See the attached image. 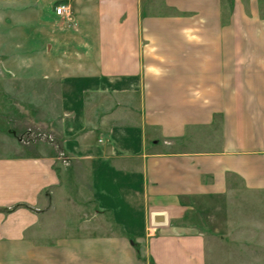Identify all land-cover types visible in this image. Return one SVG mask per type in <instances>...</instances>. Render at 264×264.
<instances>
[{
  "label": "crops",
  "instance_id": "crops-1",
  "mask_svg": "<svg viewBox=\"0 0 264 264\" xmlns=\"http://www.w3.org/2000/svg\"><path fill=\"white\" fill-rule=\"evenodd\" d=\"M259 2L0 0L4 66L47 86L8 103L73 163L0 161V264H264Z\"/></svg>",
  "mask_w": 264,
  "mask_h": 264
},
{
  "label": "rangeland",
  "instance_id": "rangeland-1",
  "mask_svg": "<svg viewBox=\"0 0 264 264\" xmlns=\"http://www.w3.org/2000/svg\"><path fill=\"white\" fill-rule=\"evenodd\" d=\"M232 1L233 0H222L224 6L227 7L231 6ZM242 1L248 2V0ZM259 1L263 6L264 0ZM224 8L226 11L227 8ZM9 46L14 47V45ZM0 57L3 58L4 56L0 54ZM1 58L0 89L3 93H0V161H9L10 158L14 159V154L18 156L20 153L28 152L31 153L32 158H34L33 160H38V152L42 148L46 150L47 160L52 161L53 164L62 166L73 165L71 157L61 148L54 135V125L52 123L53 121L50 122V117H41V111L36 108L32 109L29 104L18 105L19 102L16 101L19 108H15V110L14 106L12 107V104L8 103L9 95L6 91L13 86H22L25 83L31 94H24V97L30 96L32 97V103L37 104L38 101V103H40L41 99L44 97V93L41 91L43 89L45 90L47 87L44 81H40L39 78L24 80L26 77H21L20 73H17V71L12 68H6ZM35 91H39L41 94H35ZM46 97L49 104L51 102L55 104L54 98L50 97V94H47ZM36 99H38V101ZM34 104L31 106L34 107ZM1 133H3V135ZM16 160L18 159L16 158ZM215 257H218L220 264H225L224 262H227L229 260L227 258L230 256L228 254H223V252H217Z\"/></svg>",
  "mask_w": 264,
  "mask_h": 264
},
{
  "label": "water",
  "instance_id": "water-1",
  "mask_svg": "<svg viewBox=\"0 0 264 264\" xmlns=\"http://www.w3.org/2000/svg\"><path fill=\"white\" fill-rule=\"evenodd\" d=\"M167 214L166 213H154L152 216V223L154 226L167 224Z\"/></svg>",
  "mask_w": 264,
  "mask_h": 264
},
{
  "label": "built area",
  "instance_id": "built-area-1",
  "mask_svg": "<svg viewBox=\"0 0 264 264\" xmlns=\"http://www.w3.org/2000/svg\"><path fill=\"white\" fill-rule=\"evenodd\" d=\"M69 12V8L66 5H59L56 7V13L59 16L67 15Z\"/></svg>",
  "mask_w": 264,
  "mask_h": 264
}]
</instances>
